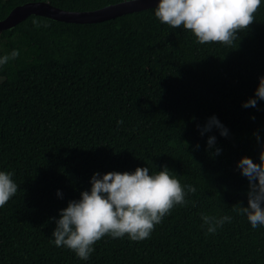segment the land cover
I'll use <instances>...</instances> for the list:
<instances>
[{
	"label": "trees",
	"instance_id": "trees-1",
	"mask_svg": "<svg viewBox=\"0 0 264 264\" xmlns=\"http://www.w3.org/2000/svg\"><path fill=\"white\" fill-rule=\"evenodd\" d=\"M26 1L0 0V19ZM47 1L80 11L121 0ZM155 6L92 22L31 13L0 31V56L20 53L0 66V171L18 185L0 207V264H264V226L234 210L248 206L238 161L259 164L264 144V100L243 107L264 77V0L231 48L162 24ZM212 116L226 137L201 135ZM164 166L196 192L149 238L105 236L86 261L55 246L52 218L94 173ZM202 214L231 222L207 233Z\"/></svg>",
	"mask_w": 264,
	"mask_h": 264
},
{
	"label": "clouds",
	"instance_id": "clouds-1",
	"mask_svg": "<svg viewBox=\"0 0 264 264\" xmlns=\"http://www.w3.org/2000/svg\"><path fill=\"white\" fill-rule=\"evenodd\" d=\"M261 0H158L154 7L155 17L174 29L190 31L200 44H222L231 48L239 40L238 33L250 28ZM33 25L40 27L37 20ZM47 27V25H44ZM19 50L0 56V66L19 56ZM258 100H264V77L259 79L255 98L243 104L245 108H256ZM123 123L119 121L118 124ZM215 127L226 137L228 129L217 117L208 119L201 135ZM257 140L259 141V135ZM208 149H215L216 137L207 140ZM198 147V145H197ZM259 153L260 163L248 157L238 161L241 174L248 179V206L237 205V214L244 215L255 229L264 226V144ZM14 173L0 171V207H3L18 191L13 180ZM90 191H83L79 200H71L60 210L52 232L54 244L66 247L80 260H88L94 251L93 245L105 236L127 237L131 241H142L150 237L154 227L177 205L186 203V195L195 193L192 185L182 186L178 178L171 175L167 166L155 173L149 167H137L134 172H108L102 177L94 173L90 180ZM58 196L61 193L58 191ZM202 227L214 234L231 217L202 214Z\"/></svg>",
	"mask_w": 264,
	"mask_h": 264
},
{
	"label": "water",
	"instance_id": "water-1",
	"mask_svg": "<svg viewBox=\"0 0 264 264\" xmlns=\"http://www.w3.org/2000/svg\"><path fill=\"white\" fill-rule=\"evenodd\" d=\"M158 0H121L92 10H68L51 4L47 0H29L14 6L0 19V31L15 25L28 14L34 13L52 19L75 22L100 21L122 13L154 6Z\"/></svg>",
	"mask_w": 264,
	"mask_h": 264
}]
</instances>
